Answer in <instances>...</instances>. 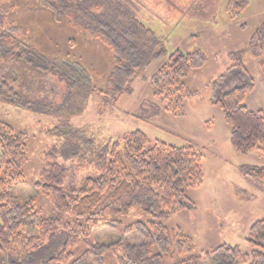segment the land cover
Masks as SVG:
<instances>
[{
    "label": "rangeland",
    "instance_id": "374dc122",
    "mask_svg": "<svg viewBox=\"0 0 264 264\" xmlns=\"http://www.w3.org/2000/svg\"><path fill=\"white\" fill-rule=\"evenodd\" d=\"M128 1L134 5V17L151 33L139 34L140 48L148 55L163 48L165 54L139 71L132 84V95H123L109 106L103 105L98 93L105 88L112 67L111 54L80 26L86 24L83 15L78 18V24L70 16L78 11L79 5L82 8L97 5L92 12L102 9L107 17L134 29L130 18L119 15L125 14L119 7V3H125L123 0L0 3V10H7L10 20L27 34L28 45L56 68L55 72L42 74L22 62H0V79L21 97L19 101L0 94V122L10 125L16 134H24L28 147L24 183L13 190L16 202L30 204L43 219L55 215L50 202L34 186L45 166L46 152L54 153L60 163L75 165L77 153L70 159L68 154L81 149L78 142L81 138L93 146H104L124 134L141 132L150 145L162 142L177 148L193 147L202 156V185L186 189L193 207L164 221V226L169 230L181 229L192 239L197 255L223 245L250 254L246 238L250 227L264 218V185L245 176L242 169L264 168V157L257 151L242 155L232 150L229 127L221 110L211 101L214 83L232 66L228 54L246 49L249 39L264 22V0H249L247 9L236 21L229 19L228 0ZM175 51L202 52L207 65L191 71L184 80L196 96L186 101L182 109L169 113L154 96L149 79L167 64ZM244 64L258 81L260 72L254 60L246 57ZM234 85L231 82L227 90ZM91 174L90 170L82 169L78 178L83 180ZM58 217L59 229L46 242L48 255L60 251L65 237L63 227L76 222L72 216ZM151 220L142 210L133 208L119 217L88 226L87 239L102 245L122 239L128 245L138 246L141 238L137 234L121 238L116 223L128 226L137 222L148 224ZM80 224L84 227L86 220ZM84 250L81 244L74 250L73 258ZM185 258L165 264H177ZM31 259L28 254L4 253L0 255V264L10 260L31 264ZM105 264H116L112 254L105 257Z\"/></svg>",
    "mask_w": 264,
    "mask_h": 264
},
{
    "label": "trees",
    "instance_id": "16d2710c",
    "mask_svg": "<svg viewBox=\"0 0 264 264\" xmlns=\"http://www.w3.org/2000/svg\"><path fill=\"white\" fill-rule=\"evenodd\" d=\"M5 1L0 0V3ZM123 1L125 3H119V7L125 14L119 15L130 18L134 29L107 17L102 9L92 12L97 5L90 8L79 5L78 11L70 16L78 24V18L83 15L86 24L80 26L111 54L112 67L104 90L98 93L104 106L115 104L123 95H132V84L139 77V71L165 54L163 48L151 55L140 48L139 34L151 33L134 17V5ZM248 5L249 0H228L229 19L238 20ZM10 19L7 10H0V62H22L42 74L55 72V66L28 45L27 34ZM245 56L255 60L264 75V22L253 33L246 49L228 54L232 66L214 83L211 104L221 110L229 127L232 150L242 155L257 151L264 157V114L243 106L245 97L254 87V79L244 65ZM206 65L207 57L202 52L175 51L170 55L167 64L149 79L154 96L165 111L174 113L196 96L184 80L191 71ZM231 82L235 85L227 90ZM1 93L20 101L19 94L2 79ZM78 142L81 149L68 154L70 159L77 153L75 165L60 163L50 151L44 154L45 166L34 186L50 202L55 215L43 219L30 204L16 202L13 190L24 183L28 147L24 134H16L10 125L0 122V255L28 254L32 256L31 264H105L108 254H112L116 264H165L183 256L186 258L177 264L209 261L212 264H264V218L248 231L246 243L251 248L250 254L241 253L238 247L223 245L197 255L192 239L181 229L169 230L164 226V221L193 207L186 189L202 185V156L193 147L177 148L162 142L150 145L141 132L124 134L104 146H93L82 138ZM82 169L92 174L80 180L78 173ZM242 171L264 185V168L246 167ZM133 208L142 210L151 222L128 226L116 223L115 228L121 238L137 234L141 244L131 246L122 239L111 245L88 241V226L119 217ZM61 215L72 216L76 222L63 227L65 237L60 251L48 255L50 249L46 242L59 229L58 216ZM81 220H86L84 227ZM81 244L85 250L74 259V250ZM7 264L20 263L10 260Z\"/></svg>",
    "mask_w": 264,
    "mask_h": 264
},
{
    "label": "crops",
    "instance_id": "0c3cea01",
    "mask_svg": "<svg viewBox=\"0 0 264 264\" xmlns=\"http://www.w3.org/2000/svg\"><path fill=\"white\" fill-rule=\"evenodd\" d=\"M246 57L251 58L250 56H245L244 60ZM254 63L256 64L255 66L257 67V70L260 72L258 73V81L254 79V87L252 91L245 97L243 106L249 111L262 112L264 114V75L262 74L258 63L255 60Z\"/></svg>",
    "mask_w": 264,
    "mask_h": 264
}]
</instances>
